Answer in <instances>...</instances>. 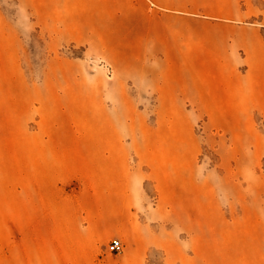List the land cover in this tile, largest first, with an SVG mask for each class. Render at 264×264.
Here are the masks:
<instances>
[{
	"label": "rangeland",
	"instance_id": "rangeland-1",
	"mask_svg": "<svg viewBox=\"0 0 264 264\" xmlns=\"http://www.w3.org/2000/svg\"><path fill=\"white\" fill-rule=\"evenodd\" d=\"M0 264H264V0H0Z\"/></svg>",
	"mask_w": 264,
	"mask_h": 264
},
{
	"label": "built area",
	"instance_id": "built-area-1",
	"mask_svg": "<svg viewBox=\"0 0 264 264\" xmlns=\"http://www.w3.org/2000/svg\"><path fill=\"white\" fill-rule=\"evenodd\" d=\"M122 248V243L119 239L112 240L110 244V250L118 252Z\"/></svg>",
	"mask_w": 264,
	"mask_h": 264
}]
</instances>
